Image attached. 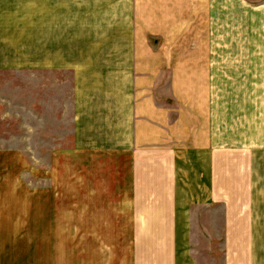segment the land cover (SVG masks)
I'll list each match as a JSON object with an SVG mask.
<instances>
[{"label": "rangeland", "instance_id": "374dc122", "mask_svg": "<svg viewBox=\"0 0 264 264\" xmlns=\"http://www.w3.org/2000/svg\"><path fill=\"white\" fill-rule=\"evenodd\" d=\"M154 2L0 0V264H85L86 257L94 264L97 245L110 240L117 242L110 244L115 256L105 263L120 264L117 250L122 253L121 248L125 251L135 240L148 242L149 232H132L127 212L155 207L153 201L132 197L150 194V185L132 184V179L148 180L150 165L139 159L142 153L130 152L134 147L128 141L112 144L94 73L98 72L97 86L102 87L109 79L116 80L119 71L133 68L139 57L133 61L127 54L140 46L135 51L139 54L150 44L153 25L144 14L149 16ZM189 20L190 40L176 35L175 41L164 43L179 52L197 50L198 19L191 14ZM254 26H262L256 17ZM119 32L125 34L123 40L112 35ZM253 42L255 50H264L262 32ZM222 46L230 48L231 43L225 40ZM118 47L122 55L113 58L101 50L113 54ZM262 66L264 57L254 61L250 90L228 87L227 67L220 80L206 83L210 98L221 99L222 116L233 110L234 98L252 97L253 104L244 106L253 110L255 132L264 118V82L258 83ZM218 84L221 87H214ZM180 91L192 92L191 100H196L197 89H178L177 94L169 82L160 97L167 107L179 110ZM192 107L185 109L194 115L196 107ZM116 147L125 151L112 150ZM248 161L253 182L264 180V152ZM251 199H255L252 194ZM227 204L222 201L216 207L220 216ZM200 209L193 206L194 214ZM220 219L222 228L224 217ZM193 220L192 237L199 240L196 226L202 219ZM119 257L124 259L123 254Z\"/></svg>", "mask_w": 264, "mask_h": 264}, {"label": "crops", "instance_id": "0c3cea01", "mask_svg": "<svg viewBox=\"0 0 264 264\" xmlns=\"http://www.w3.org/2000/svg\"><path fill=\"white\" fill-rule=\"evenodd\" d=\"M153 1L149 16L144 14L153 25L148 33L150 44H145L139 54L135 51L140 46L130 48L132 51L127 54L133 61L139 57L132 63L133 68L119 71L116 80L109 79L102 87L97 86L98 72L94 73V88H100L96 93L100 94L102 112L108 121L104 128L110 130L109 135L112 133V144L125 145L128 141L134 147L130 152L142 153L139 159H146L150 165L146 182L132 179L133 185H150V194L132 197L155 202L151 209L127 212L132 232H149L150 236L145 237L148 242L135 240L125 251L121 248L122 253L117 250L118 261L120 264H264V204L259 203L264 201V180L253 182L248 161L264 152V118L255 132L253 110L244 106L253 104L248 94L240 100L234 98L233 110L222 116L221 99L210 98L207 91L210 86H206L220 80L222 69L227 67L231 74L228 87L253 89L254 61L264 57V50H255L253 42L255 34H264V0H179V6L177 0ZM169 5L177 7L171 9ZM189 14L198 19L194 39L197 50L187 48L179 52L164 41H175L176 35L190 40ZM255 17L262 26H254ZM162 20L165 21L158 24ZM112 35L117 40L125 37L120 32ZM225 40L231 43L230 48H223ZM101 50L108 51L112 58L122 55L119 47L112 49L113 54L111 50ZM110 61L107 59L106 63ZM258 71L263 74L258 83L264 82V66ZM168 82L177 94L178 89H197L196 100H191L192 92L187 95L180 91L181 97L175 99L181 109L167 107L160 96L165 94L161 90ZM202 88L206 89L203 93ZM191 105L196 107L194 115L186 110L189 106L193 109ZM261 170L263 177L264 167ZM251 194L255 199L250 200ZM222 201L229 204L220 216L221 210L216 207ZM193 206L202 208L197 215ZM195 216L202 219L196 226L201 233L199 240L192 237ZM120 223L118 219V229ZM110 241L97 245L94 264H106L115 256L110 244L117 242ZM82 262L93 264L91 258L88 263V257Z\"/></svg>", "mask_w": 264, "mask_h": 264}]
</instances>
